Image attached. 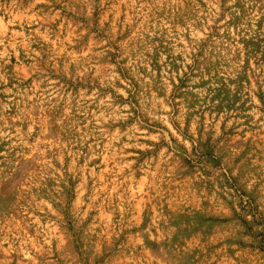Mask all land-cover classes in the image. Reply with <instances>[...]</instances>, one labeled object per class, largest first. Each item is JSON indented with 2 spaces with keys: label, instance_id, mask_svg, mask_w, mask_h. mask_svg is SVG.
Wrapping results in <instances>:
<instances>
[{
  "label": "rangeland",
  "instance_id": "1",
  "mask_svg": "<svg viewBox=\"0 0 264 264\" xmlns=\"http://www.w3.org/2000/svg\"><path fill=\"white\" fill-rule=\"evenodd\" d=\"M0 264H264V0H0Z\"/></svg>",
  "mask_w": 264,
  "mask_h": 264
}]
</instances>
